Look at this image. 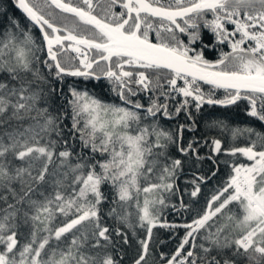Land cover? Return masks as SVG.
Returning <instances> with one entry per match:
<instances>
[{
	"label": "snow or ice",
	"instance_id": "obj_1",
	"mask_svg": "<svg viewBox=\"0 0 264 264\" xmlns=\"http://www.w3.org/2000/svg\"><path fill=\"white\" fill-rule=\"evenodd\" d=\"M0 264H264V0H0Z\"/></svg>",
	"mask_w": 264,
	"mask_h": 264
},
{
	"label": "trees",
	"instance_id": "obj_2",
	"mask_svg": "<svg viewBox=\"0 0 264 264\" xmlns=\"http://www.w3.org/2000/svg\"><path fill=\"white\" fill-rule=\"evenodd\" d=\"M13 11L15 12V14L16 15H19V16H22V14L19 12V10L18 9H13ZM231 115H233V117L235 118V119H240V120H242L244 117H243V114H241V115H239V116H236V113H235V111H233L232 113H231ZM181 183H182V180H181ZM183 215V214H182ZM166 218L168 219V220H175V221H179L180 219H181V216H177L174 212H171V211H168L167 213H166ZM178 232H179V234H181L182 235V233H183V229L181 228V229H179L178 230ZM156 234L159 236V239L161 240V241H163V247L164 248H171V247H173V244H174V240H170L169 239V236L171 235V233H170V231L168 230V229H165V228H157V230H156Z\"/></svg>",
	"mask_w": 264,
	"mask_h": 264
},
{
	"label": "water",
	"instance_id": "obj_3",
	"mask_svg": "<svg viewBox=\"0 0 264 264\" xmlns=\"http://www.w3.org/2000/svg\"><path fill=\"white\" fill-rule=\"evenodd\" d=\"M19 10V9H18ZM19 12L21 13V11L19 10ZM22 14V13H21ZM23 15V14H22Z\"/></svg>",
	"mask_w": 264,
	"mask_h": 264
}]
</instances>
